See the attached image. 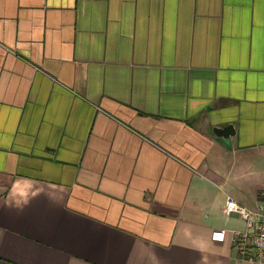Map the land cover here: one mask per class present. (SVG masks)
<instances>
[{
	"label": "crops",
	"instance_id": "obj_1",
	"mask_svg": "<svg viewBox=\"0 0 264 264\" xmlns=\"http://www.w3.org/2000/svg\"><path fill=\"white\" fill-rule=\"evenodd\" d=\"M262 189L264 0H0V264H260Z\"/></svg>",
	"mask_w": 264,
	"mask_h": 264
},
{
	"label": "built area",
	"instance_id": "obj_2",
	"mask_svg": "<svg viewBox=\"0 0 264 264\" xmlns=\"http://www.w3.org/2000/svg\"><path fill=\"white\" fill-rule=\"evenodd\" d=\"M226 215L237 214L245 223V228L229 232L234 254L248 262L264 264V190L259 193L254 207L239 202L231 195L225 200ZM213 238L224 240L227 231L215 230Z\"/></svg>",
	"mask_w": 264,
	"mask_h": 264
},
{
	"label": "water",
	"instance_id": "obj_3",
	"mask_svg": "<svg viewBox=\"0 0 264 264\" xmlns=\"http://www.w3.org/2000/svg\"><path fill=\"white\" fill-rule=\"evenodd\" d=\"M215 131L220 134V135H229L230 133H233L234 130H233V126L232 125H226V126H223L221 128L219 127H216L215 128Z\"/></svg>",
	"mask_w": 264,
	"mask_h": 264
},
{
	"label": "rangeland",
	"instance_id": "obj_4",
	"mask_svg": "<svg viewBox=\"0 0 264 264\" xmlns=\"http://www.w3.org/2000/svg\"><path fill=\"white\" fill-rule=\"evenodd\" d=\"M262 190H263V189H262ZM262 190H261V191H262Z\"/></svg>",
	"mask_w": 264,
	"mask_h": 264
}]
</instances>
